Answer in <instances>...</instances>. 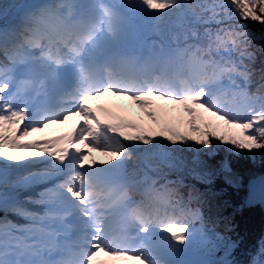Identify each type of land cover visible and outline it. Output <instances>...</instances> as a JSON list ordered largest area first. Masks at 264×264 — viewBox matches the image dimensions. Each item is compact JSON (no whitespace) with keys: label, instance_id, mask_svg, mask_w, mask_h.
Here are the masks:
<instances>
[{"label":"snow or ice","instance_id":"1","mask_svg":"<svg viewBox=\"0 0 264 264\" xmlns=\"http://www.w3.org/2000/svg\"><path fill=\"white\" fill-rule=\"evenodd\" d=\"M96 7L101 13L97 21L76 26L67 25L52 9L45 8L28 17L17 33L18 49L40 47L41 40L53 34L61 39L67 48L66 61L55 59L53 63L59 66L67 62L77 67L74 97L79 99L80 110L65 109L54 118L43 115L28 122L29 113L15 102L17 93L11 91L12 85L0 80V161L6 167L11 164L21 169L45 166L29 170L15 187L29 188L33 184L58 181L51 187H44L37 199L29 198L25 202L10 198L6 192L0 194V210L29 221L22 226L11 223L0 226V264H95L97 252L125 257L139 264H175L143 246L132 247L131 237L118 238L110 234L104 211L108 205L97 191L103 180L99 173L122 167L131 156L130 144L163 148L183 146L205 153L219 145L232 155H251L264 150V94H249L246 87L251 79L250 64L255 59L250 50L252 40L260 37H255L244 24H235L218 29L214 34L206 29L207 49L195 47L190 51L194 47L190 45L184 50H171L164 59L165 66L174 64L188 69L179 79V87L167 75L149 78L142 74L129 76L107 72L101 77L90 71L83 60L96 49L102 34L116 36L120 18L110 5L98 3ZM129 7H142L149 14L161 17L163 10H180L192 25L206 23L205 13H211L208 19H215L217 9L231 10L228 14L241 21L251 19L264 24V0H227L226 4L129 0ZM191 35L196 36V32L191 30ZM213 47L227 55L208 60L197 55ZM49 60L51 57L41 55L33 62L40 65L42 71L54 74L55 69L48 66ZM225 79L227 88L222 84ZM106 94L126 98L141 111L140 117L129 119L103 104L94 107L88 103ZM222 96L228 98L226 104ZM158 101L163 103L157 104ZM69 116L82 118L72 132L42 141L22 139L49 124L66 121ZM81 124H86L88 130L77 142L75 132L84 131ZM94 152L108 159L97 162L92 156ZM27 203L43 205L45 211L43 214L30 211L25 206ZM68 215H75L80 223L81 237L75 247L58 260L22 259L25 255L39 257L45 248L55 247L58 225ZM130 215L141 232L151 234L160 230L169 248L174 246L173 242L175 246L187 243L190 225L185 220L161 215L158 211H145L140 206L132 208ZM192 215L198 218L199 212ZM217 239L224 237L217 234ZM261 252L264 253V246ZM251 264L260 262L254 258Z\"/></svg>","mask_w":264,"mask_h":264},{"label":"trees","instance_id":"2","mask_svg":"<svg viewBox=\"0 0 264 264\" xmlns=\"http://www.w3.org/2000/svg\"><path fill=\"white\" fill-rule=\"evenodd\" d=\"M213 1L190 0V3L207 2L210 4ZM222 1L216 0L218 4H222ZM17 2L18 0H0V29L2 33L0 34V66L5 65L7 60L11 61L9 56L13 54L10 44L1 45V37L5 36L8 40H16L17 33L24 26L25 20L39 14L41 10L50 8L56 13L57 18L62 19L67 25L72 23L78 25V22H71L69 19L68 9L71 0H50L46 6L32 8L27 14H14L4 20L3 17L10 7ZM97 4L96 0H92L90 3L91 8L95 11V18H99L101 14L96 7ZM230 11L219 9L215 19H208L211 13H205L206 23L192 25L189 23L188 17L180 14V10L171 12L163 10L162 17L149 14L144 18L142 14L147 12L142 7L138 13L128 9L129 14L126 15V18L130 21L120 23L119 20L116 36L113 37L105 33L100 38L113 40L116 37L134 36L138 33L142 34L153 46H158L161 42L166 46L184 50L191 45L194 47L190 51H193L195 47L207 49L206 29L214 34L218 29L229 25L244 24L251 33L255 34V37H260L252 40L250 50L253 51L255 59L250 64L251 79L246 85L247 91L249 94L262 95L264 94V87H262L264 85V24L251 19L241 21L238 17L230 16L228 14ZM95 18L94 21H97L98 19ZM191 30L196 32V36L191 35ZM51 37L59 45L56 48L59 55L65 56L67 48L64 47L61 39H58L55 34ZM43 44L44 42L41 40L37 52L41 51ZM197 55L208 60L219 59L227 54L223 50L217 52L213 47L211 51H204ZM232 55L235 57V53ZM187 59L186 56L185 60ZM143 65V68H148L150 64L144 62ZM159 66L161 67L159 75H167L169 78H173L175 83H179V79L188 70L186 66L183 68L174 64L165 66L164 62H160ZM155 75L158 74L155 73ZM222 84L227 88L226 79L222 80ZM221 100L225 104L228 102L226 96H222ZM155 148L167 154V163L158 161V157L152 153ZM136 149L144 152V157L137 159L131 153L134 158L130 161V166L123 163L122 167L116 169L123 178V188L120 189H124L130 202L132 201L131 209L140 206L145 211L154 213L158 211L161 215L166 214L181 220L193 219L192 231L197 233L203 230L205 234L202 237H207L206 243L208 242L209 245L207 255L212 264H221L224 261H227L228 264H251L254 258L260 264H264V253L261 252V248L264 246V214L259 211L256 205L246 207L240 205L244 192V179L264 170V150H257L251 155L247 153L232 155L219 145L213 148L210 153L183 146L163 148L159 145L156 147L145 145V147L137 146ZM143 170L148 171L147 174L152 177L145 190L141 189L142 179L139 178V173ZM166 176H170L171 180L163 181V177ZM9 177L15 178L10 175ZM20 178L18 177L5 187H2L1 181H5L6 178L0 179V194L10 192L11 187L14 188ZM23 190H25L24 187H19V192ZM38 193V191L36 193L28 191L23 195L27 200L29 198L37 199ZM27 208L30 211L36 210L32 206ZM2 212L4 214L0 226L7 223L17 226L29 223L23 217L16 219L5 211ZM195 212H199L198 218L192 215ZM217 234L224 239H217Z\"/></svg>","mask_w":264,"mask_h":264},{"label":"rangeland","instance_id":"3","mask_svg":"<svg viewBox=\"0 0 264 264\" xmlns=\"http://www.w3.org/2000/svg\"><path fill=\"white\" fill-rule=\"evenodd\" d=\"M96 1L98 3H104L107 5L110 4L111 7L113 8V10L118 14V16L120 18L119 19L120 23L121 22L127 23L128 21H130V20H128V18H126V15L129 14L127 12L128 9H131L135 13H138L141 10V7H135V8L129 7V0H96ZM91 2H92V0H71V2L69 4L68 12L72 17L73 14H75V12H76V10H75L76 4H79V5L83 4L84 7L82 8V10L85 11V13H86L85 20L87 19V21L86 22L81 21V24L92 22V21H94V18H95V11H93V8H91V6H90ZM215 2H216V0H214L211 3H215ZM216 3L218 4V2H216ZM226 3H227V0L222 1V4H226ZM73 4H75V5H73ZM126 9H127V11H126ZM218 10L219 9H217V11ZM9 11H11V9ZM9 11L6 14H9ZM8 16L5 15L3 17V19L7 18ZM142 16L144 18H146L147 16H149V13L148 12L143 13ZM95 19H98V18H95ZM81 24H79V25H81ZM0 34H1V30H0ZM47 38H45V40ZM123 38H125L127 40H124ZM122 39L124 42H122ZM47 40L50 43L48 45H45V43L43 45H41V51L40 52H37V50L39 49L37 47H30V48H24V49H18L17 47H15L14 50L18 53L20 59H25V57H27V59H25V60L28 61L29 63H32V64H34L33 61L36 58L41 57V55H44L45 58L51 57V59H54V56H52V52H50V49H48L49 45L52 46V42L50 41V39H47ZM19 43H20V41L18 40L17 44H19ZM111 45L123 47V49L121 48V50H124L127 53L120 54L119 56H116L117 59L116 58L113 59L114 66H115V64L119 65V66H116V67H118V69L113 67V69L109 68L106 71L104 70L101 72V77L103 75H105L106 72L112 71L113 73H117L119 70H121V68H123L126 71L127 70H134L136 73H142V72L148 73V74H150L148 77L151 78L152 76L155 75V73L158 75L160 74V72H161L160 66L161 65L159 66V63L164 62V59L168 56V54L171 50H177V51L182 50V49H176L175 47H172L169 45L166 46V45H164V43L161 44V42L158 44V46H153V45L149 44L148 40L146 38H144L142 36V34H138V33L135 34L134 36H125V37H121V38L116 37L113 40H104V39L102 40V38H100L98 41V46L96 47V49L92 50L91 54L84 58V60H83L84 65L86 67H88L87 65H89L93 62L95 55L98 54V52L100 51L101 48H103L104 46H111ZM43 48H45V49L43 50ZM127 48L130 49V51H133L134 53H137L138 51L144 50L147 53L156 54L157 56H159V58L157 59L158 63L156 64L153 60L151 61L150 59H152V58L141 59L142 57L135 56L133 52L130 54V52H128L129 50ZM115 49H118V48H115ZM150 56H152V55H150ZM144 62L150 64L148 66V68H143ZM48 66L50 68H53L55 66V64L53 63L52 60H49ZM108 66L109 65L107 64L106 67H108ZM38 67H40V65H38ZM151 71H153V72H151ZM149 72H151V73H149ZM0 80H7L10 83V85L13 84L7 79L6 75H3V72L1 73V71H0ZM41 80L42 79H40V82H41ZM77 81H78V77H77ZM39 83H37L36 85H39ZM17 85H19V87H22V86L27 87L28 86L26 83H23V84L19 83ZM176 86L179 87V83H176ZM12 92H16L18 95L19 93H21L23 91L20 90V91H12ZM17 98H18V96H17ZM72 101H74V103H71V106L67 107L66 109H69L70 111H79L80 110L79 99L73 97ZM15 102L18 104L17 99ZM88 103L93 105L94 107L97 104H103L106 107H108L109 109H111L115 112H118L119 114H121V115H123L129 119H138L141 115V111L138 108H136L135 105H133L126 98L115 97V96H111L110 94H106L105 96L100 97L97 100H89ZM162 103L163 102H159V101L157 102V104H162ZM18 105H20V104H18ZM76 105H77V107H75ZM63 110H65V109H58L55 113L48 114L47 116L54 118L57 114L61 113ZM183 115L186 116V114H183ZM38 119H36V120H38ZM81 119L82 118L79 116H69V118L66 121L60 120L57 123L49 124L47 127L42 128L40 131L34 132L30 136L24 137L22 139L23 140H37L38 138H40L42 141V140L48 139L46 137L50 133H57L60 130L64 131L65 134H67L68 129H70L72 126L74 128L78 127L79 123L82 122ZM83 119H86V117ZM32 120L33 119H31L29 117L28 122H31ZM81 128L84 130L83 132L82 131H76L75 132V138H76L77 142H79L83 138V136L86 134V132L88 130L86 124H81ZM108 134L112 135V133H108ZM91 143H92V141H91V139H89V144H91ZM129 146L131 147L130 152L135 157H137V159L144 157L143 156L144 152L136 149V147L137 146L145 147V145H143V144H130ZM152 153L158 157V161H160L161 163L162 162L163 163L168 162L167 161V154H163L165 152H160L157 148H155L154 152H152ZM73 155H75V153H73ZM92 156L95 158V160L97 162L102 160V159H105V160L108 159L107 157L102 156L99 152L92 153ZM134 156L129 157L124 162L126 166H130V161L132 160V158H134ZM114 163L115 162H113V164ZM42 165L43 164L33 166L31 169H21V168H14L11 166V164L7 165V167H6L4 165V163L2 161H0V179L6 178L5 181L0 180L2 187L10 185V183H12V181L17 179L18 177H23L24 175H27L29 170L35 171L39 168L45 167L44 165L43 166ZM93 167H95V166L93 165ZM147 172L148 171L143 170L142 172L139 173L140 174L139 178L142 179V184H141L142 190H145L148 187V185L150 184V181L152 180V177L149 176L147 174ZM17 173H19V174L17 175ZM9 175L15 176V178L9 177ZM99 175L103 178V180H102V184L97 188V191L100 192L102 201L107 203V205H108V207L106 209H104V211L106 213L105 219H106V224H107L108 229H110L111 227L115 228L114 232H110V234L112 236L118 237V238L131 237L132 239H131L130 243H131L132 247L143 246V247L151 250L153 252V254L157 255L159 258H161L163 260L173 261V262H175V264H212L210 258H208V255H207L209 252V245L207 244L208 242L206 243L207 237H202L205 234L203 230H200V232L198 231L196 233V232H194V230L192 231V229L190 227L187 243L184 245L175 246V242H173L174 246L172 248H169L167 246V243L164 241V239H162V234H161L160 230H156L155 232H153L151 234H145L144 232H141L139 230L138 226L134 227L133 232L131 230L132 226L130 227L128 225L118 226V228H117V218H118L119 214L130 208L128 205L130 199L127 197V194L124 191V189H120L122 187V184H123L122 183L123 182L122 175H121V173L116 171V168L108 169L104 172L99 173ZM169 180H171L170 176L163 177V181L167 182ZM57 182L58 181L53 180L52 182H49V183H46L43 185L33 184L31 187L25 188V190H23L21 192H19V187H14V188L11 187V191L8 192L7 194L12 199H16V200H19L21 202H25V201H27V199L24 198V195H23L24 192H28V191H33V193H36L37 191L40 192L44 189V187H51L53 183H57ZM112 182H114L112 184L113 186H111V187L104 186V184L112 183ZM115 188H117L115 191V194L111 195L110 192L112 190H114ZM117 196H118V198L116 200L112 201V199L116 198ZM108 198H109V200H108ZM26 205L32 206L34 209H36V210H32V211L36 212L38 214H43V212L45 211V208L43 205H34L33 206V205H30V203H27ZM240 205H241V201H240ZM6 213H8V215H10L11 217L16 218V219L22 218L21 216H18V215L14 214L10 211H8ZM3 214H4V212H2L0 210V223H2V219H3L2 215ZM74 217H75L76 223H78L79 230H80L79 220L77 219V217L75 215H74ZM192 220L193 219L185 220V221L191 226L192 224H190V223L192 222ZM25 221H28V220L25 219ZM126 228L130 229L129 233H126ZM62 230H63L62 224H59L58 225V232H60ZM80 237H81V232L79 233V236H78V242L80 241ZM75 246L76 245L73 244V247H75ZM213 246L215 247V245H213ZM12 258H14V257H10V259H12ZM29 258L36 260V259H40V256L39 257H30L28 255H25L24 257H22V259H29ZM94 260H95V264H139L138 261L129 260L125 257L106 256L103 252H97V256L94 258Z\"/></svg>","mask_w":264,"mask_h":264},{"label":"bare ground","instance_id":"4","mask_svg":"<svg viewBox=\"0 0 264 264\" xmlns=\"http://www.w3.org/2000/svg\"><path fill=\"white\" fill-rule=\"evenodd\" d=\"M70 19V21L71 22H81V21H79V20H73V19H71V18H69ZM4 20H5V18H4ZM68 25H70V26H74L75 24L74 23H72V24H68ZM1 30V29H0ZM2 34V33H1ZM2 38V37H1ZM57 38L58 39H60L58 36H57ZM48 39H50V41L52 42V43H54V41H53V39L52 38H48ZM17 41H18V39H16V40H9V42H8V44H10L13 48H15V47H17L16 45H17ZM1 42H2V39H1ZM42 42H44L45 43V45H48L50 42L48 41V40H42ZM62 42V41H61ZM3 43V42H2ZM1 43V45H3ZM59 46V45H58ZM115 48H118V49H115ZM121 48L123 49V47H118V46H115V45H111V46H104L103 48H102V51H103V53H102V55L99 57V58H94V60H93V62L91 63V64H89V65H87L88 66V68H89V70L90 71H92L93 73H95V74H97V75H99V76H101V72L102 71H104L105 69L104 68H106V66H107V64L109 65L108 66V69L110 68V69H113V67H115V68H117L118 69V67H116V66H119V65H117V64H115V66H114V64H113V59H115L116 58V56H119L120 54H124V53H127L126 51H124V50H121ZM125 48V47H124ZM114 49V50H113ZM128 49V48H127ZM129 51L128 52H130V54L133 52V51H130V49H128ZM50 52H51V50H50ZM134 53V52H133ZM117 54V55H116ZM134 55L135 56H137V57H142L141 59H143V58H152V59H150L151 61L153 60L156 64L158 63V58H159V56H157L156 54H152V53H147L146 51H138L137 53H134ZM150 55H152V56H150ZM65 56H67V54H65ZM127 56V55H126ZM117 59V58H116ZM145 60V59H144ZM143 61V60H142ZM141 61V62H142ZM140 62V63H141ZM105 65V66H104ZM113 65V66H112ZM121 66V65H120ZM116 69V70H117ZM154 70V69H153ZM111 71V70H110ZM3 71L1 70V73H2ZM33 72L35 73V75H36V73H37V69H33ZM112 72V71H111ZM151 72H153V71H151ZM151 72H149V73H151ZM6 73H7V71L5 72V73H3V75H6ZM107 73V72H106ZM118 74H125V75H129V76H137V75H144V76H149L150 74H148V73H136L134 70H124L123 68H121V70H119L118 72H117ZM104 76V75H103ZM102 76V77H103ZM36 76H31V78L30 79H28L27 80V82H26V84L28 85L27 87H25V86H22V87H19V85H17L16 83H14V84H12V89H11V91H23V92H21V93H19L17 96H18V98H17V101H18V104H20L21 106H23L25 109H26V111L29 113V111H28V104L30 103V96H29V92L30 91H32V86L35 84V83H37V80H38V78H35ZM9 80V79H8ZM11 83H13L12 81H11ZM20 84H23V82H21ZM19 87V88H18ZM75 98V97H74ZM72 103H74V101L72 102ZM64 109V108H63ZM52 114L53 113H55V112H51ZM30 114V113H29ZM33 116V115H32ZM31 116V117H32ZM30 117V118H31ZM73 129H75L73 126L70 128V129H68V131H67V133H69V132H72L73 131ZM115 182V181H114ZM114 182H112V183H106V184H104V186H106V187H111V186H113L112 184L114 183ZM125 187V186H124ZM123 188V187H122ZM126 188V187H125ZM116 189L117 188H115L114 190H112L110 193H111V195H114L115 194V191H116ZM127 189V188H126ZM130 190V189H129ZM123 191V190H122ZM125 191V190H124ZM131 191V190H130ZM126 192V191H125ZM133 192V191H132ZM132 192H130V193H132ZM127 194V193H126ZM104 196V195H103ZM107 197V196H106ZM109 197V196H108ZM127 197H128V195H127ZM133 197V196H132ZM118 198V196L116 197V198H114V199H112V201H114V200H116ZM104 200V199H103ZM108 200H109V198H108ZM132 202V201H131ZM131 202L129 201V207H131ZM130 213H131V208H129L128 210H126V211H123V212H121L120 214H119V216H118V218H117V228H118V226H125V225H128V226H132L131 227V230H132V232L134 231V227L135 226H137V224H136V222L131 218V215H130ZM106 214V213H105ZM109 231L110 232H114L115 231V228L114 227H111L110 229H109ZM79 231L75 234V236L73 237V242H74V244L75 245H77V243H79L78 242V236H79ZM164 244V243H163Z\"/></svg>","mask_w":264,"mask_h":264},{"label":"water","instance_id":"5","mask_svg":"<svg viewBox=\"0 0 264 264\" xmlns=\"http://www.w3.org/2000/svg\"><path fill=\"white\" fill-rule=\"evenodd\" d=\"M241 206H257L264 214V170L252 176H247L243 182Z\"/></svg>","mask_w":264,"mask_h":264},{"label":"flooded vegetation","instance_id":"6","mask_svg":"<svg viewBox=\"0 0 264 264\" xmlns=\"http://www.w3.org/2000/svg\"><path fill=\"white\" fill-rule=\"evenodd\" d=\"M190 224H192V225H193L194 223L192 222V223H190Z\"/></svg>","mask_w":264,"mask_h":264}]
</instances>
